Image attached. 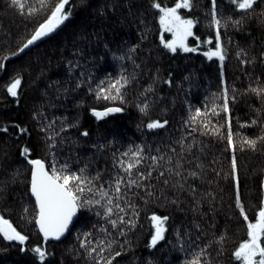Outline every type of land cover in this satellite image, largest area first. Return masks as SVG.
<instances>
[{
	"label": "trees",
	"instance_id": "16d2710c",
	"mask_svg": "<svg viewBox=\"0 0 264 264\" xmlns=\"http://www.w3.org/2000/svg\"><path fill=\"white\" fill-rule=\"evenodd\" d=\"M57 2L44 0L42 6L39 0H21L25 7L20 10L11 0H0V63L4 64L0 70V216L28 237L20 244L0 235V264H95L97 253L89 256L88 247H81L86 239L92 241L91 247L101 239L114 240L112 249L103 253L108 259L121 253L112 264H188L205 246L207 255L202 259L207 264H239L232 253L246 239V226L235 203L237 184L250 220L262 201L264 142L258 141L252 149L240 141L264 136V99L249 91L264 85V0H257L247 13L237 10L230 0H217L222 17L218 29L211 26V0H193L191 9L178 11L195 21L194 36L186 43L195 47L199 37L200 47L196 52L177 48L175 53L161 43V38L166 41L168 37L161 31L152 0H68L66 10L71 15L56 34L21 56L12 55ZM157 2L172 7L176 0ZM217 31L223 61L203 55L209 48L215 49ZM208 39L211 44L203 43ZM131 48L134 53L129 52ZM241 50L246 55L237 58ZM121 56L124 58L116 59ZM122 74L130 80L123 89L124 102L98 100L95 92L100 82L107 84ZM15 78H20L21 84L18 95L12 97L6 89ZM149 87L152 90L145 93ZM225 88L229 113L222 110ZM145 103L149 105L146 114L140 111ZM108 107L123 111L101 120L92 115V109ZM213 108L217 115L212 114ZM196 109L208 113L207 119L223 138L201 134L205 117H197L196 123L190 120ZM253 119L258 123L240 127L250 125ZM229 120L235 151L228 148L226 139ZM152 121L167 123L148 129ZM52 122L55 131L61 127L67 130L60 132L55 147L49 149L52 141L47 137L53 129L47 126ZM85 131L88 136L81 135ZM137 145L146 158L163 156L165 160L159 161L152 177L143 182L153 195L147 196L139 188L128 193L138 211L132 217L131 209L127 210L135 227L120 226L124 229L120 235L119 229L96 214L102 213V208L85 206L78 209V218L65 238L53 242L40 237L35 226L36 205L29 194L28 159H41L46 167L53 163L59 167L67 161L73 170L87 164L92 175L100 172L102 180L108 181L120 171L114 166L115 159ZM187 145H192L191 149ZM25 147L30 150L27 159L21 155ZM169 157L171 164L165 162ZM151 166L152 161L145 159L140 171L146 173ZM169 167L171 173L165 171ZM161 171H165L163 177ZM193 172L195 176L190 175ZM153 214L168 220L164 222L165 238L150 248ZM221 236L225 239L218 242ZM37 246L47 253L44 261L31 251Z\"/></svg>",
	"mask_w": 264,
	"mask_h": 264
},
{
	"label": "snow or ice",
	"instance_id": "6c2138e0",
	"mask_svg": "<svg viewBox=\"0 0 264 264\" xmlns=\"http://www.w3.org/2000/svg\"><path fill=\"white\" fill-rule=\"evenodd\" d=\"M39 2L42 6L44 5V0H39ZM67 4L68 0H58L47 19H45L43 23L39 24L27 42L24 43L20 49H18L17 53H13L12 55H17L19 52H23L24 49H27L37 40L53 33L60 25L68 20L71 12L66 10ZM230 4L234 5L237 10L247 13L257 5V0H230ZM11 5L18 6L20 10H23L25 7L24 4L21 3V0H11ZM151 7L159 12L158 19L161 31L172 34L171 40L165 41L161 38V43L164 48L173 53L176 52L177 48L184 52H196L198 50L201 43L199 37H196L197 44L195 47H189L186 43L189 37L194 36L192 29L195 21L193 19L182 17L178 11L181 9H191L193 7V0H176L174 6L172 7L162 6V4L157 2V0H152ZM30 11H35V9H31ZM211 18V26H215L218 29L221 25L222 17L217 11V0H211ZM228 20H231V17H229ZM232 22L235 24L240 23V21ZM227 23L228 21H225V26H227ZM215 40V49L209 48L207 51L203 52V55L209 60L216 57L220 61H223L225 59V54L222 49L219 31H217ZM203 43L211 44L212 40L208 39L203 41ZM129 52L134 53L135 48L129 49ZM242 53L243 50L238 52L237 58H240ZM243 54L246 55V53ZM123 58L124 57L122 56L116 57V59ZM5 59H8V57H5ZM129 59H131V57H129ZM246 62L250 63L251 61H241V63ZM3 68L4 64L0 63V70H3ZM129 83V78L123 74L120 75L119 78L109 81L107 84H105V81H101L95 92L96 98L98 100H119L123 103V89ZM20 84V78L13 79V81L7 86V93L12 97H16L18 95L17 89ZM77 87H80V85L77 84ZM89 90L92 91L91 87H89ZM151 90V87H149L148 89H145V93L150 92ZM233 91H235V89H233ZM249 91L261 97V99H264V85L260 87H250ZM223 99L224 103L222 105V110L225 113H229V97L226 88L223 91ZM148 107L149 105L145 103L142 107H140V111L146 114ZM122 111L123 108L121 107H108L103 111L92 109V115L97 120H101L111 113H119ZM211 111L213 115L218 114L215 108ZM207 116V112L201 113L200 109H196L195 115H192L190 120L193 123H196L197 117H205L203 123L201 124L203 129L201 134L221 135L223 138V134L220 133L219 128L212 125L211 120L207 119ZM166 123L167 121H164L163 123L159 121H152L147 124V128H162ZM257 123L258 121L253 119L250 125L241 124L240 127H250L251 125H255ZM54 125L55 122H52V124L47 126V128L53 129V132L47 137L49 141H52V143L48 144L49 149L55 147V138L60 135V132L67 130L66 127H61L60 131L57 132L54 130ZM73 126L74 125H68V127ZM47 128H42L41 131H47ZM4 131H6V129H4ZM192 131H197V129L193 128ZM81 135L88 136V132L85 131L81 133ZM226 139L228 148L235 151L236 145L230 120L228 121ZM258 141L264 142V136L257 137V139L242 138L240 143L241 145H247L249 148L255 149ZM181 145L184 147L183 141H181ZM191 147L192 145H187L188 149H191ZM29 151L30 150L25 147L22 150L21 155L27 159ZM145 159H150L152 161V166L146 173L140 171V165ZM161 160H165V157L151 156L146 158L143 155V148L141 146L137 145L135 148L130 146L127 151L120 153L119 158L115 159L114 166L118 167L120 171L110 180L103 181L102 174L97 172L95 175H92L89 172V166L87 164L84 167L73 170L67 161L60 164L59 167L56 166V163H53L49 166V170V167H46L44 161L41 159H28V164L32 166L30 192L35 198V223L38 226L39 232L42 234L44 241H48L49 239L60 240L65 231L68 229L73 217L77 214L78 209L85 206L102 208L103 212H97L96 214L98 216L102 215V218H104L113 229H119L120 235H124V229L120 226H126L128 228L135 227L134 220L128 217L127 210L131 209L132 217L138 215L136 206L132 202L128 193L134 188H139L144 190L147 196L153 195L150 190L145 188L143 182L152 177V172ZM165 162L171 164V158H167ZM177 167H179V165H177ZM231 167L232 175L235 179V173L237 170L235 156L232 158ZM165 171L171 173L173 170L169 167L166 168ZM165 171H161L159 173L160 177L165 175ZM174 174L179 176L180 172L176 171ZM190 175L195 176L196 173L193 172L190 173ZM164 183L167 184L168 181L165 180ZM193 191L195 190L193 189ZM133 195H135V193ZM235 203L245 221L246 239L238 244L232 253V256L235 261L239 262V264H264V200L261 201L253 220H250L248 215L245 213L244 205L240 200L238 184ZM25 211H27V209H25ZM113 216H115L116 219H112ZM150 220L152 222V228L154 229L149 243V247L151 248L155 247L159 241L165 238L164 233L166 229L164 222L168 220V217H161L153 214L150 217ZM100 231L107 233V229L104 228H101ZM0 235H2L3 239L6 241H18L20 244H24L28 239L27 236L17 231L9 220L4 219L2 216H0ZM84 235L85 237L90 236L89 233H85ZM224 239L225 238L221 236L218 242H223ZM113 243H115L114 240L106 241L101 239L96 242L95 247H91L92 241L90 239H86L81 241V247H88L89 256H91L92 253H97L99 259L94 258L95 264H101V261H103L104 264H112L115 257L120 256L121 253L116 252L115 256L111 259L105 258L103 253L107 250H111ZM207 247L208 246H205V248H201L199 252L195 253L193 259L188 261V264H207V261L202 259V257L207 255ZM21 250L23 251L24 249ZM31 251L38 255L40 261L45 260L47 253L40 246L34 247Z\"/></svg>",
	"mask_w": 264,
	"mask_h": 264
},
{
	"label": "water",
	"instance_id": "95a60500",
	"mask_svg": "<svg viewBox=\"0 0 264 264\" xmlns=\"http://www.w3.org/2000/svg\"><path fill=\"white\" fill-rule=\"evenodd\" d=\"M60 27V26H59ZM59 27L53 32V33H51V34H49V35H47V36H45V37H42L40 40H37L36 42H34L32 45H30L27 49H24V51L23 52H19L17 55H15L16 57H18V56H21V55H23L25 52H27L28 51V49H30V48H33V47H36V46H38L40 43H42V42H44V41H46L47 39H49V37H51V36H53L54 34H56L58 31V29H59ZM31 165H30V180H31ZM30 180H29V183H30ZM261 194H262V200H264V175H263V178H262V180H261ZM29 194L31 195V192H30V186H29ZM32 196V195H31ZM32 198H33V200H34V202H35V198L32 196ZM78 211H77V214L73 217V219H72V221L70 222V224H69V227H68V229L65 231V233H64V235L60 238V240H62L63 238H65L66 236H67V234L69 233V230L73 227V225H74V223H75V221L77 220V218H78ZM35 226H37L36 225V223H35ZM37 229H38V226H37ZM38 233H39V235H40V237H42L43 238V236H42V234L39 232V229H38ZM50 241H53V242H59L60 240H52V239H49Z\"/></svg>",
	"mask_w": 264,
	"mask_h": 264
},
{
	"label": "rangeland",
	"instance_id": "374dc122",
	"mask_svg": "<svg viewBox=\"0 0 264 264\" xmlns=\"http://www.w3.org/2000/svg\"><path fill=\"white\" fill-rule=\"evenodd\" d=\"M165 36H167L168 38H167V40L166 41H168V40H171L172 39V34L171 33H169V32H162Z\"/></svg>",
	"mask_w": 264,
	"mask_h": 264
},
{
	"label": "bare ground",
	"instance_id": "6f19581e",
	"mask_svg": "<svg viewBox=\"0 0 264 264\" xmlns=\"http://www.w3.org/2000/svg\"><path fill=\"white\" fill-rule=\"evenodd\" d=\"M29 180H30V176H29Z\"/></svg>",
	"mask_w": 264,
	"mask_h": 264
}]
</instances>
